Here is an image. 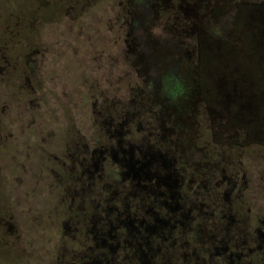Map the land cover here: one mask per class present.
Returning a JSON list of instances; mask_svg holds the SVG:
<instances>
[{
  "label": "rangeland",
  "instance_id": "374dc122",
  "mask_svg": "<svg viewBox=\"0 0 264 264\" xmlns=\"http://www.w3.org/2000/svg\"><path fill=\"white\" fill-rule=\"evenodd\" d=\"M240 7L263 44L264 0L153 2L148 33L175 40L191 85L169 102L149 90L133 0H0V264H78L94 206L119 188L109 150L128 143L193 153L188 174L237 173L247 217L264 211V130L250 129L261 102L234 97L201 60L203 50L220 59L245 49L234 20L227 37L210 34Z\"/></svg>",
  "mask_w": 264,
  "mask_h": 264
},
{
  "label": "flooded vegetation",
  "instance_id": "af4514ba",
  "mask_svg": "<svg viewBox=\"0 0 264 264\" xmlns=\"http://www.w3.org/2000/svg\"><path fill=\"white\" fill-rule=\"evenodd\" d=\"M116 150L119 188L94 206L78 264H264V211L247 217L245 178L188 174L184 165L197 159L189 151Z\"/></svg>",
  "mask_w": 264,
  "mask_h": 264
},
{
  "label": "trees",
  "instance_id": "16d2710c",
  "mask_svg": "<svg viewBox=\"0 0 264 264\" xmlns=\"http://www.w3.org/2000/svg\"><path fill=\"white\" fill-rule=\"evenodd\" d=\"M133 1L139 15L133 19L132 27L139 49L149 66L150 73L147 81V84L150 85L149 90L155 91L157 89L159 94L169 102H180L187 98L191 92V85L181 71L180 62L174 53L176 42L172 38H166L162 42L154 44L148 29L152 25L153 2L155 0ZM241 12L240 7L235 11V18L228 14L220 17L211 28L210 34L219 35L222 38L227 37L234 20L236 26L242 29L241 36L245 49L238 52L236 56L223 53L220 59H216L203 50L201 60L204 69L207 65L218 67L226 87H230L232 91H237L234 97L238 96L242 90L244 95H250L252 98L254 96L256 101L261 102L257 112L259 117L255 115L257 117L253 119L255 125L252 124L250 129L254 131L264 130V43L253 42L254 37L247 33V27L242 18L239 17ZM166 48H172V53H166ZM161 50L164 54L159 56L158 51ZM206 76L202 75L200 79L202 88L209 84L207 79L209 77Z\"/></svg>",
  "mask_w": 264,
  "mask_h": 264
}]
</instances>
